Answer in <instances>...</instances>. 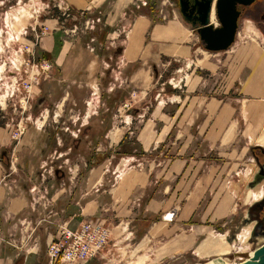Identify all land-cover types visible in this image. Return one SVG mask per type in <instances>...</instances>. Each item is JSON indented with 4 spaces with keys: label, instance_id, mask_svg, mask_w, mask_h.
<instances>
[{
    "label": "crops",
    "instance_id": "1",
    "mask_svg": "<svg viewBox=\"0 0 264 264\" xmlns=\"http://www.w3.org/2000/svg\"><path fill=\"white\" fill-rule=\"evenodd\" d=\"M48 2L37 16L48 30L38 43L39 58L50 60L62 82L90 90L92 102L100 99L98 85L108 70V89L129 88L138 100L133 115L124 121L120 114L105 134L106 144L96 146L84 171L82 205L61 210L70 213L57 225L75 228L87 221L109 227V243L86 264L246 259L264 243L258 238L246 250L252 230L245 223L248 205L262 199L255 196L264 187L242 198L258 169L254 150L264 149V43L238 30L227 51L208 52L182 17L167 12L161 21L144 0ZM62 5L74 15L69 21L101 25L92 46L104 47L102 55L86 48L80 36L65 38ZM39 113L40 128L33 122L16 145L10 128L0 125V264H40L46 243L59 238L57 229L42 242L34 221L36 186H26L45 162L47 128H60L51 122L45 129L46 120L60 113ZM241 210L249 227L230 238Z\"/></svg>",
    "mask_w": 264,
    "mask_h": 264
},
{
    "label": "rangeland",
    "instance_id": "2",
    "mask_svg": "<svg viewBox=\"0 0 264 264\" xmlns=\"http://www.w3.org/2000/svg\"><path fill=\"white\" fill-rule=\"evenodd\" d=\"M144 1H146V3H144L145 7L150 9V11L157 12L158 16L160 15L159 18L161 21L167 19V12L170 13V16L176 15L181 18L176 0ZM45 5L48 7L50 6L48 0H0V125L10 128V137L16 145L17 142H20L22 135L33 122L40 128L42 122L39 120L36 122V119L39 118L40 111L48 109L50 112L55 113L57 111L58 114L60 113V117L53 118L55 122H53L52 118L46 120L45 129L51 122L61 129L47 128V149L44 151L45 155H43L45 162L40 169L35 171L33 175L35 178H30L29 184H26V186L31 184L36 186L34 192L36 195L35 201L38 204L34 208V221H36L37 226H43L41 231L42 242L45 240L46 235L48 236V234L56 233V230L59 229L57 224L63 221V215L66 214V216H69V214L64 211L65 206L73 204L77 207L83 203V201H80L82 200L80 199V190L85 180L84 171L89 168L93 160L88 161L81 153H75L74 150L69 151L67 145L72 143L69 137L73 138L76 136L78 132L76 129L79 130V128H81V123L86 122L87 119L85 118L92 116L89 121L96 118L99 109L103 106L101 95L103 98V90H105L99 82L98 91H100V99L98 97V102L95 99L94 102H92L91 99L94 98V96H91L90 90L84 86L77 87L62 82L56 67L51 64L50 60L39 58L38 43L43 34L48 30L45 26L39 25V17L37 16H39ZM45 10L47 9H44V11ZM251 10L253 12L251 11L250 14H247V17L244 16L240 19L237 34L239 30L247 34L249 38H255L256 41L264 43V1L253 5ZM58 11L60 19H62L64 23L67 22L63 27L65 38L80 36L83 45L84 43L90 45H87L86 48H94L92 46L95 42L93 38L99 36V33L97 34V32H99L98 26L100 27L101 25L96 23L98 26H95L90 20L85 21L78 17V22L69 21L70 18H74V15L71 14L65 5L59 6ZM259 13L263 16L262 18H259ZM162 15L165 19L161 18ZM257 22H262V25H258ZM248 25L251 26V29H249ZM93 26L95 28H93ZM237 36L239 38L240 35H236L235 39H237ZM104 50V47H95L93 53L102 55ZM108 67L112 69L114 63L109 64ZM104 73L105 71L103 75H105ZM116 86H119V89H121L122 85ZM93 88L94 91H97L95 85ZM111 88H114L115 93L117 92L116 90H118L115 86ZM128 89L129 88L124 87L122 90L128 94V92H130ZM107 91L110 92V89L107 88ZM136 102H138L136 95L133 96L131 92V94L125 96L121 102H118L121 105V113L117 112V109L111 111L110 107H108V112H111L110 125L117 120L120 114L122 117L118 118V120H128L129 116L133 115L132 110L138 106ZM59 105L62 106L61 112L58 111ZM86 111L87 113L85 116ZM82 117H84L83 120ZM72 122H75V128L70 127ZM66 126H68L70 130L67 129ZM34 137H37L36 133H34ZM80 147L83 148V145ZM11 156L16 163V156ZM59 157H61V159ZM60 166L67 170L66 177L68 178V182L61 180V182L57 184L52 179V176L53 170L56 169L55 167L59 168ZM73 170H78L76 176L72 175ZM249 172H251V170L248 171V173ZM247 177L251 178V173ZM249 189L251 190L254 188L247 187L244 195L242 191L239 196L243 195L242 198L245 197ZM54 192H58L59 196L62 197L57 198V196H55L53 198L52 195L55 194ZM249 195L251 197V193ZM263 197L264 192H261V195L255 199ZM61 208H64V210L60 211ZM242 211L243 210L238 213L239 215L235 228H232L231 233H229L230 238L233 237L235 233L242 232L241 230L243 228L249 227H244L243 225ZM60 218L61 221L59 220ZM240 238L242 237L239 236V240ZM259 241L260 240L255 241L254 245L256 246ZM247 242L248 239L245 243ZM250 247L251 244L247 246L246 250L249 251ZM238 249L241 251L244 250L245 247L240 246ZM46 259L43 256V258H39V261L43 262V264H47ZM180 261H183V259L173 260L171 263L167 264H180ZM185 261H187L188 264L209 263L199 262L198 260L190 258L184 260V262Z\"/></svg>",
    "mask_w": 264,
    "mask_h": 264
},
{
    "label": "water",
    "instance_id": "3",
    "mask_svg": "<svg viewBox=\"0 0 264 264\" xmlns=\"http://www.w3.org/2000/svg\"><path fill=\"white\" fill-rule=\"evenodd\" d=\"M203 9L194 8L197 23H191L185 18L182 0L179 2V14L182 19L194 29L202 47L212 53L227 51L235 42L238 29V5L249 6L257 0H201ZM214 5L215 23L211 21ZM218 24L219 26H216ZM255 159V157H254ZM256 160V159H255ZM239 264H264V243L248 254Z\"/></svg>",
    "mask_w": 264,
    "mask_h": 264
},
{
    "label": "built area",
    "instance_id": "4",
    "mask_svg": "<svg viewBox=\"0 0 264 264\" xmlns=\"http://www.w3.org/2000/svg\"><path fill=\"white\" fill-rule=\"evenodd\" d=\"M58 228L59 238L46 243L47 264H86L109 243L110 230L105 224L82 221L75 228L67 223Z\"/></svg>",
    "mask_w": 264,
    "mask_h": 264
},
{
    "label": "trees",
    "instance_id": "5",
    "mask_svg": "<svg viewBox=\"0 0 264 264\" xmlns=\"http://www.w3.org/2000/svg\"><path fill=\"white\" fill-rule=\"evenodd\" d=\"M106 77L109 76V70L106 71ZM105 76L101 77V86L105 88L103 90V98L101 95V101L103 102V106L99 109L98 114L96 118L89 121L86 126L79 128L76 137H69V140L72 142L70 145H67V149L69 151L74 150V152L80 154L85 157L86 160L92 161L95 148L99 143L106 144L105 134L110 128V113L108 112V107H110L111 111L116 109V107L119 105L118 102H121L122 99L127 96V92L125 91H117L116 93L114 91H107L108 85L110 83V80L106 78ZM105 98V99H104ZM109 113V114H108ZM83 145V148L80 146ZM47 149V148H46ZM122 155V154H119ZM61 159V158H60ZM56 161V160H55ZM53 164V162H52ZM56 169L53 170V180L59 184L61 180H64L68 182L67 170L63 169L61 166L59 168L55 167ZM64 208H61V210ZM60 210V211H61ZM68 214L70 212H67ZM43 229V226H39V234L41 236V231ZM43 258V255L40 254L39 258ZM46 259V255L44 256ZM42 261V260H41ZM40 262V261H39ZM47 262V259H46ZM40 264H43V262H40Z\"/></svg>",
    "mask_w": 264,
    "mask_h": 264
},
{
    "label": "flooded vegetation",
    "instance_id": "6",
    "mask_svg": "<svg viewBox=\"0 0 264 264\" xmlns=\"http://www.w3.org/2000/svg\"><path fill=\"white\" fill-rule=\"evenodd\" d=\"M261 1H264V0L254 1L249 6H242V5L237 6V10L239 11L238 28H239L240 19H242L247 14H250L252 11L251 10L252 6ZM179 7H180V4L179 2H177L178 12H179ZM182 7L184 8V11H185L184 13L185 18L190 22V24L197 23V17H196L195 11L193 10H195L194 8H197V7H199L200 9H203L204 2H202L201 0H182ZM258 15H259V18L263 17L261 13H259ZM211 21L215 23L214 5L212 9ZM257 24L262 25V22H257ZM216 26H219V25L216 24ZM248 26H249V29H251V26L250 25ZM254 153H255L254 157L256 159L255 164L258 169L254 173L253 179L249 186L251 188H254L256 186L264 187V149H255ZM246 215L247 216L245 217V223L248 225H252V230H251V234L248 239V242L253 247L255 241L258 238H264V197L256 202L249 204Z\"/></svg>",
    "mask_w": 264,
    "mask_h": 264
},
{
    "label": "bare ground",
    "instance_id": "7",
    "mask_svg": "<svg viewBox=\"0 0 264 264\" xmlns=\"http://www.w3.org/2000/svg\"><path fill=\"white\" fill-rule=\"evenodd\" d=\"M9 20V19H8ZM238 35V34H237ZM260 141L262 142V144H264V138L262 139H260ZM261 195V193L260 194H258L257 196H255V198H257V197H259ZM251 197H252V193H251ZM208 264H236L235 262H230V261H228V260H212V261H210Z\"/></svg>",
    "mask_w": 264,
    "mask_h": 264
}]
</instances>
